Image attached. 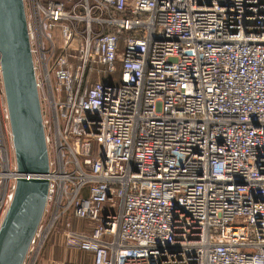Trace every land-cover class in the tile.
I'll use <instances>...</instances> for the list:
<instances>
[{
    "label": "built area",
    "instance_id": "obj_1",
    "mask_svg": "<svg viewBox=\"0 0 264 264\" xmlns=\"http://www.w3.org/2000/svg\"><path fill=\"white\" fill-rule=\"evenodd\" d=\"M23 4L49 158L23 264L59 229L91 264H264V0Z\"/></svg>",
    "mask_w": 264,
    "mask_h": 264
},
{
    "label": "water",
    "instance_id": "obj_2",
    "mask_svg": "<svg viewBox=\"0 0 264 264\" xmlns=\"http://www.w3.org/2000/svg\"><path fill=\"white\" fill-rule=\"evenodd\" d=\"M0 70L20 175L0 223V264H23L46 205L49 171L23 0H0Z\"/></svg>",
    "mask_w": 264,
    "mask_h": 264
},
{
    "label": "rangeland",
    "instance_id": "obj_3",
    "mask_svg": "<svg viewBox=\"0 0 264 264\" xmlns=\"http://www.w3.org/2000/svg\"><path fill=\"white\" fill-rule=\"evenodd\" d=\"M1 89L2 85L0 84V141L7 142V123L4 119L5 99L1 93ZM58 231L55 237L52 236L45 243L36 264H53L54 262H56V264H90L89 259L83 257L80 252L68 250L61 246L58 239L62 229Z\"/></svg>",
    "mask_w": 264,
    "mask_h": 264
},
{
    "label": "crops",
    "instance_id": "obj_4",
    "mask_svg": "<svg viewBox=\"0 0 264 264\" xmlns=\"http://www.w3.org/2000/svg\"><path fill=\"white\" fill-rule=\"evenodd\" d=\"M73 226L75 227V228H82L83 227V224L81 223V222H79V221H73ZM72 251H74V250H72ZM78 252H80L81 254H82V256L83 257H87L88 259H89V261H90V264H91V262H92V257H91V255L90 254H88V253H84V252H81V251H78ZM40 264H45V263H40ZM53 264H56V262H54Z\"/></svg>",
    "mask_w": 264,
    "mask_h": 264
}]
</instances>
